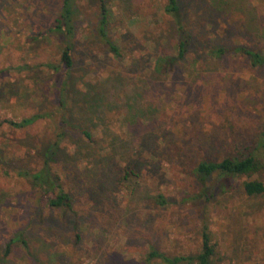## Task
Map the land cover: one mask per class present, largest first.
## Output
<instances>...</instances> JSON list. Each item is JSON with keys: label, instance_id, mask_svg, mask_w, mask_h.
Wrapping results in <instances>:
<instances>
[{"label": "rangeland", "instance_id": "374dc122", "mask_svg": "<svg viewBox=\"0 0 264 264\" xmlns=\"http://www.w3.org/2000/svg\"><path fill=\"white\" fill-rule=\"evenodd\" d=\"M79 2L81 19L88 21L79 30L85 34L98 22L99 8L93 0ZM165 2L108 0L113 22L109 35L119 43L124 57L118 58L97 46L94 54L81 37L75 50L76 88L71 107L73 121L93 132L98 147H106L115 155V164L122 161L121 154L126 148L139 144V138L133 139L126 126L131 105L138 107L140 115L147 118L154 115L155 122L148 128L162 131L155 140L159 143L158 157H154L152 167H146L148 180L144 183L149 184L152 192L165 191L170 204L154 210L143 201L141 188L131 194L115 184L108 190L114 207L111 210L97 207L93 218L86 219L83 225L86 229L96 224L103 227L104 239L98 240L94 247L102 256L108 251L109 264H141V241L127 244L126 239L132 235L139 238L142 230L150 232V237L166 251L195 253L202 245L204 225H208L211 237L218 243L220 264H264V194L246 195L242 186L244 177L235 179L234 191L209 202L201 199L184 202L180 197V191L194 194L200 190L201 185L190 172L195 162L220 160L237 153L244 146L257 144L264 133V66L252 67L238 53L212 60L207 57L206 47L231 43L264 53V0H182L186 24L205 25L198 30L196 44L200 43L181 75L152 84L151 58L157 52L172 50L171 19L164 12ZM58 5L59 0H0V91L3 90L0 118L30 116L39 104L50 107L57 103L56 93L49 94L47 90L46 82L50 79L45 72H28L18 67L59 60L61 44L55 38L27 43L29 34L36 35L47 27ZM116 70L121 77L111 76L109 80L108 76ZM146 89L149 91L144 93ZM168 91H172L171 95ZM155 105L158 109L153 111ZM59 119L60 116L40 120L19 130L5 125L0 128V146L14 148L23 142L47 144ZM145 131L140 129V133ZM68 143L78 144L70 140ZM17 164L25 163L12 161L8 165L11 174L0 170V202L5 203L3 207L0 204V255L6 237L26 221V212L36 204V193L30 183L13 171ZM80 165L85 166L82 162ZM261 179L264 181V174ZM78 200L81 202L78 208L83 212L89 214L93 210L89 209L92 202L86 195ZM100 214L103 219L97 221ZM122 225L123 229L116 231ZM106 227L111 229L106 231L107 239ZM93 234L91 230L88 235ZM89 245L92 247L93 243ZM18 257L28 263L25 255Z\"/></svg>", "mask_w": 264, "mask_h": 264}, {"label": "trees", "instance_id": "16d2710c", "mask_svg": "<svg viewBox=\"0 0 264 264\" xmlns=\"http://www.w3.org/2000/svg\"><path fill=\"white\" fill-rule=\"evenodd\" d=\"M93 1L98 5L99 19L92 29L85 31V34L79 31L82 24L88 23L84 18L81 19L79 0H59L58 8L47 27L36 35L27 36V43L37 39L55 38L61 44L57 62L25 63L18 67L28 72L37 70L45 72L50 79L46 82L47 90L49 94L56 93L58 101L50 107L39 104L30 116L1 117L0 128L8 125L14 130H19L40 120H53L57 116H60V123L57 122L54 136L47 144L31 145L23 142L21 146L14 148L0 146V165L2 164L0 170L5 174H11L12 169L8 165L12 161L24 162L25 164L22 165L17 164L13 171L18 177L26 178L36 193L34 209L26 212L28 214L26 221L12 229V233L2 244L3 254L0 255V264H109L106 259L108 251L106 250V256H102L98 253V248L94 247L98 244V240L104 239L103 227L96 224L86 229L83 224L86 219L93 218L94 212L98 211L97 207L106 206L108 210L114 207L111 205L108 190L115 184L122 191L131 194L141 188L143 201L146 206L154 210L166 208L170 204V197L165 191L152 192L148 189L149 184L144 183L148 180L145 178V170L152 167L154 157H158L159 143L155 140L158 132L162 131V129L148 128L155 122L154 115L149 118L147 115H140L138 107L131 105L130 112H127L126 126L130 129L133 139L139 138V144L131 149L126 148L127 151L121 154L122 161L116 164L114 154L107 151L106 147H98V139L93 132L73 121L71 104L74 99L73 89L76 88L74 69L77 61L75 52L77 42L79 43L82 37L84 45L94 54V47L97 46V49H103L104 52L107 49L118 58L124 57L119 43L109 35L108 29L113 22L110 21L111 11L108 0ZM184 10L182 0H166L164 4V12L171 19L172 50L157 52L151 58L152 69L149 67V70H152V84L163 83L162 81L168 77L181 75L193 56V49L200 43L196 44L198 30L205 25L200 23L193 27L186 24ZM159 37L161 39L162 34ZM158 43L157 39L153 44L157 47ZM209 46H206L207 57L212 60L217 61L231 53H238L243 55L252 67L264 66V53L247 46L231 43ZM95 57L96 55L91 60ZM118 75L121 77L116 70L108 76V79ZM148 91L149 89H146L144 93ZM164 91L160 90V92ZM87 92H90L89 89ZM2 93L3 90L0 91V94ZM170 93L172 91H168L169 95ZM155 100L158 102L159 99ZM49 103L51 104V101ZM50 108L54 111L49 110ZM157 109L155 105L153 111ZM141 128L147 131L140 133ZM67 140L78 144L75 146L67 144ZM79 142L82 144L79 145ZM81 162L85 164L84 167L80 165ZM29 163L36 165L31 167ZM190 172L201 187L194 194L180 191V197L184 202L195 199L209 202L218 195L231 193L236 189L235 179L240 177L245 178L242 186L246 195L253 197L264 194V181L261 179L264 174V133L257 140V144L244 146L237 153H231L220 160L202 159L195 162ZM255 174L261 177L253 178ZM83 195L92 202V207L89 209L93 210L89 214L78 208L81 203L78 199ZM0 204L3 207L4 200ZM101 216L102 214L97 216V221L103 219ZM6 223L9 224L7 221ZM122 227L123 225L119 226L116 231ZM124 228L127 232L128 224ZM91 230L94 234L89 236ZM106 231L109 232L111 229L106 227ZM150 234L142 230L139 238L132 235L126 239L127 244L133 240L141 241V264H220L222 255L218 243L211 237L208 225L203 227L202 245L195 253L166 251L150 237ZM107 236L108 233L106 239ZM89 242L93 243L92 247ZM102 245L99 248L102 249ZM106 249H109V246L106 245ZM19 251H21L20 255L28 258V263H23L19 259Z\"/></svg>", "mask_w": 264, "mask_h": 264}]
</instances>
